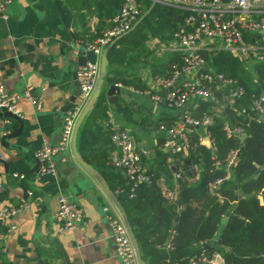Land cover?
I'll return each mask as SVG.
<instances>
[{
  "label": "crops",
  "instance_id": "1",
  "mask_svg": "<svg viewBox=\"0 0 264 264\" xmlns=\"http://www.w3.org/2000/svg\"><path fill=\"white\" fill-rule=\"evenodd\" d=\"M72 12L71 29L64 26L55 0H14L8 12L9 18H0V79L10 93L20 95L18 107L23 120L19 136L10 141L21 149H6L0 146V175L3 178L0 202L3 205H16L24 201L32 204L30 210L13 219L16 230L6 232L0 239V264H66L65 255L71 264H124L117 255L108 221L109 215L120 214L96 180L75 160L72 142L67 154L68 160L60 162L62 167L57 168L56 174H41L39 161L35 157V151L44 143L54 145L60 141L64 118L68 113L64 112L63 108L74 90L73 67L83 53L91 51L88 49V43L93 40L84 42L83 39H76L75 33L86 32L85 29H88V34H93L99 24V19L92 14L81 16L73 10ZM83 18L86 20V28ZM153 41L158 43L153 37L147 41L149 50ZM172 42L173 40L169 44H163L161 47L163 52H166L164 49L171 46ZM170 49L168 55L173 57V53H178L181 57V52L176 47L172 46ZM104 50L101 54H96L99 73ZM160 54L165 55L156 52L149 57H142L147 61L145 64L140 62L139 66L136 67V64L130 68L129 74L143 78L147 89L120 84L121 94L117 95L116 106L120 101L121 105L128 109L125 114L116 110V106L115 108L111 106L105 93L106 104L110 107L108 117L93 118L90 126L93 130L89 133L86 145H84L86 141L80 143V135L92 111L80 125L77 136L79 153L103 177V169L99 167L101 162L96 158V154L110 156L118 147L117 143L110 142L107 132L128 131L137 149L149 161L154 159L158 152L165 153L160 148L166 139L165 132L160 130L161 124L167 122L175 124L188 108H191L190 112L200 102L192 103L182 111L184 107L181 109L169 107L164 96H161L160 102H155L150 97L151 94L166 93L164 83L171 74L170 71L168 75L161 73L157 74L159 76L156 75L157 66L166 64L165 59L158 64ZM170 56L166 59L171 66L174 61ZM175 64L177 63L172 66ZM119 67L122 68V65H116V68ZM108 70L107 64V75ZM107 75L105 85L109 86L111 83L106 81ZM98 78L99 74L95 87ZM217 83L222 85V82ZM136 89L148 90L151 94L138 93ZM28 90L32 92L34 102L23 97ZM88 100L83 105L81 114ZM226 106L228 105L223 108ZM219 111L220 107L216 109L218 115ZM2 128L12 134L20 130L21 124L12 119ZM199 132H202V129H198L197 133ZM206 145L209 147L210 144L207 142ZM148 161L145 162L143 159L149 169L154 163ZM176 164L171 167L172 173L169 177L163 175L157 180L163 194L168 191L178 192L180 188L181 175L179 174L178 178L177 174L180 167ZM17 175H24V178L21 179ZM190 177L194 178L191 174ZM216 182L217 180L212 183V187L219 185ZM28 191H32L34 195L30 197ZM61 196L75 203L82 215L83 221L79 222L75 229L68 231L61 229L62 223L57 216ZM145 200L146 198H143V201ZM126 213L129 215L127 211ZM144 213L155 216L158 211L157 208H145ZM133 230L135 232L136 228L133 227ZM171 241L172 235L164 245H154L147 251L140 248L145 264L171 262L190 264L193 257L204 253L206 249V244L200 243L184 250H173L170 247Z\"/></svg>",
  "mask_w": 264,
  "mask_h": 264
},
{
  "label": "trees",
  "instance_id": "2",
  "mask_svg": "<svg viewBox=\"0 0 264 264\" xmlns=\"http://www.w3.org/2000/svg\"><path fill=\"white\" fill-rule=\"evenodd\" d=\"M65 1L78 15L92 14L99 19V24L93 34H88V29H85L86 32L75 33L76 39H83L84 42L93 40L91 42L93 43L112 27L113 19L120 14L126 0ZM139 1L141 2V17L151 7L153 0ZM186 16L175 6L158 2L150 14L133 31L123 36L110 51L106 81L111 84L136 85L147 89L143 78L129 74L130 68L136 64V67L139 66L140 62L145 64L147 61L142 57L153 55V51L147 46L150 36L169 44L173 40L174 33L184 24ZM83 24L85 27L84 18ZM202 54L210 67L217 73L235 79L237 84L244 88L245 93L231 102L228 96L232 86L223 83L220 85L215 81L214 97L206 101L201 100L190 112L191 108L187 109L188 113L196 119H203L207 114L212 115L214 122L210 126V132L216 149L213 151L207 145L199 144L187 155L177 154L175 161L180 167L177 169V174L181 175V181H179L180 188L176 198H170L168 193L163 194L157 184L158 178H162L163 175L170 176L171 167L176 164H168L167 153L160 151L154 159L149 161L143 155L145 162L154 163L148 169L155 179L154 184L150 186L144 184L134 186L122 172H119L120 170L110 164V156L107 154H96V158L101 162L99 167L103 169L106 181L116 192L129 214L132 226L136 228L135 232L141 250L147 251L154 245H164L171 235L170 247L173 250L179 251L195 244H206L212 241L218 233L227 211L236 205L216 246L206 245L205 253L211 255L221 250L224 251L221 253L225 257L226 255L232 256L233 264H264V255L244 257L231 251L226 252L227 248L240 253L264 252V119L254 108V101L264 96L259 83L262 79L264 65L254 63L256 66L254 67L255 74H253L250 68L245 66L246 62L241 61L231 52L210 50ZM172 55L173 57L169 55L174 61H171L172 65L180 64V55L178 53ZM165 63V66H157L156 75L158 73L168 75L172 70L173 66H170L167 60ZM119 64L122 68L118 69L116 65ZM230 103L238 111L231 119L223 108ZM218 107H220L219 115L215 110ZM109 108L103 90L97 105L84 124L80 135L81 144L84 141H86L84 145L88 143L89 133L93 130L90 128L93 118L95 116L107 118ZM116 110L125 114L128 109L118 101ZM226 122L233 127H242L244 140H242L243 136L228 135L225 130ZM172 123L167 122L168 125H173ZM107 134L111 142L114 131L107 132ZM198 136L197 132L193 134L194 143H197ZM236 150L238 151L237 162L233 167L228 166L232 152ZM188 161L191 162L192 168L195 165L198 166L194 178L190 177ZM218 161L220 165L216 164ZM229 171L231 178L224 179L221 184L212 187L214 181L224 178ZM192 179L195 180L191 181ZM133 188H135L134 191ZM132 193H134L133 196H131ZM143 198L146 200L143 201ZM145 208H157L158 213L150 216L149 213H144ZM171 264L186 263L171 262Z\"/></svg>",
  "mask_w": 264,
  "mask_h": 264
},
{
  "label": "built area",
  "instance_id": "3",
  "mask_svg": "<svg viewBox=\"0 0 264 264\" xmlns=\"http://www.w3.org/2000/svg\"><path fill=\"white\" fill-rule=\"evenodd\" d=\"M13 2L14 0H0V18H9L8 12ZM159 2L175 6L187 15L184 24L174 33L172 45L164 49L168 52L171 51L172 46L176 47L181 52L182 64L177 63L173 66L171 74L164 83L167 90L164 95L151 94L150 91H142V89H136V91L146 95L151 94L150 97L155 102H160L161 96H164L168 106L175 109L183 107L186 109L192 103L212 99L215 81L232 86L228 96L231 102L242 96L245 93L244 88L239 86L235 79L217 73L209 66L202 53L210 50L231 52L241 61L255 60L264 65V0H160ZM140 15L141 2L126 0L120 14L113 19L112 27L93 43H89L88 49L97 55L101 54L106 47L130 32L141 18ZM98 74L99 65L97 62H90L80 67L78 80L82 94L75 107L68 111L64 118L60 141L54 145L46 142L39 150L35 151V157L40 162L41 174H56L57 163L68 160L67 154L71 149L76 122L83 105L94 91ZM262 80L264 81V70ZM23 97L34 102V96L30 90ZM20 98V95L10 93L0 79V109L4 108L21 116L18 107ZM229 105L234 109L231 103ZM254 108L258 115L264 119V96L254 101ZM236 112L238 113V111ZM10 121L9 118H0L2 134L9 133L2 127ZM213 122L211 114L203 119H196L191 113L185 111L175 124L162 123L160 130L165 132L166 139L160 148L168 154V164L177 163L175 161L177 154L187 155L199 144L206 145L208 142L209 147L214 151L216 144L210 132ZM197 129H202V132H199L198 141L194 143L192 138ZM225 130L230 136H243L244 132L242 127H233L229 122L225 123ZM112 141L117 143L118 147L110 154V164L121 170L134 186L138 184L153 185L154 176L145 166L144 154L137 149L130 133L126 130L115 131ZM237 159L238 151L236 150L232 152L228 166L233 167ZM216 164L220 165V162L218 161ZM197 168L198 166L195 165L194 171ZM179 176L178 174V178ZM17 177L23 179L24 175H17ZM229 178H231L230 171L224 178L217 179L216 184ZM2 179L0 175V187ZM28 195L32 197L34 194L32 191H28ZM133 195L134 193L131 196ZM168 196L172 199L176 198L177 192L168 191ZM60 204L57 216L62 223L61 229L65 231L75 229L77 224L83 221L77 205L65 196L60 197ZM31 208L32 204L29 201L16 205H3L0 202V239L5 236L6 232L16 230L13 219ZM108 221L115 240L117 255L124 264H140L136 249L121 216L109 215ZM189 263L227 264L225 256L221 252H214L211 255L204 252L193 257Z\"/></svg>",
  "mask_w": 264,
  "mask_h": 264
},
{
  "label": "water",
  "instance_id": "4",
  "mask_svg": "<svg viewBox=\"0 0 264 264\" xmlns=\"http://www.w3.org/2000/svg\"><path fill=\"white\" fill-rule=\"evenodd\" d=\"M160 0H153V3L151 5V7L141 16V18L138 20V22L134 25V27L130 30L133 31L140 23L141 21L147 17L150 12L153 10V8L155 7V5L159 2ZM57 9L59 11L60 17L62 19V22L64 24V26L68 29H71L72 24H73V12L70 9L69 5L64 1V0H55ZM129 33V32H128ZM127 33V34H128ZM121 38H119L118 40H116L113 44L109 45L108 47H106V49L103 52L102 55V61H101V67H100V73H99V78H98V82L96 84V87L94 89L93 94L91 95L90 99L88 100L80 118L78 119L77 125L75 127V131H74V135L72 138V150H73V154H74V158L75 160L78 162V164L84 168V170L94 179L96 180V182L100 185V187L103 189V191L106 193V195L108 196V198L110 199V201L114 204V206L117 208L121 218L123 219L125 226L129 232V235L131 237V240L133 242V245L136 249L138 258H139V263L140 264H145L144 260L142 259V254H141V250H140V244L138 242V239L135 235V232L133 230V226L131 224V221L128 218V215L122 205V203L120 202L116 192H114L111 188V186L109 185V183L106 181V179L102 176V174H100L93 166H91L90 163H88L86 160H84L82 158V156L79 153L78 150V146H77V136H78V131L80 128V125L82 123V121L84 120V118L86 116H88V114L95 108V106L97 105L101 93L103 90H105L108 102L111 104V106L113 108H115L116 106V101H117V95L121 94V86L119 84H115L112 83L109 86L105 85V77L107 75V64H108V57H109V53L112 50V48L116 45V42H118ZM90 60L91 63H96L97 62V55L93 52V51H88L86 53H83L82 56L77 60L76 64L73 67V79H74V90L68 100V102L66 103V105L63 108L64 112L70 111L72 110L77 101L80 99L82 91L80 88V83L78 80V71L80 69L81 66H84L87 64V61ZM259 83L261 85V88L263 90L264 93V81L262 79L259 80ZM185 110V108L182 109V111ZM226 113L228 114V116L231 118L234 114H236L237 112L231 107V105L226 106L225 108ZM0 118H9V119H13L16 120L18 122H20L21 124V128L18 132H14V133H7V134H2V129H0V143L3 148L6 149H21L17 144H14L12 142H10L13 138H16L19 136V133L21 132L22 128H23V120L22 118L17 115V114H13L9 111H7L6 109H0ZM245 137H243L242 140H244ZM39 161V160H38ZM40 164V162H39ZM188 167L190 168V174L192 176H195V171L194 169L191 167V162L188 161L187 162ZM69 165L71 166V162H69ZM62 164L60 162L57 163V168H61ZM177 167H175L176 169ZM236 205L232 206L226 213L224 219L222 220V224L219 227L218 233L215 235L214 239L212 241H209L206 243V245L208 246H216L218 240L220 239L223 230L225 228V225L228 222V219L231 215V213L233 212V210L235 209ZM233 252L236 255H242L244 257H248V256H253V255H264V252L261 251H256L255 253H240L236 250H230V249H226V252ZM66 258V264H71L69 258L67 255H65ZM226 259V263L227 264H233V260H232V256L231 255H226L225 257Z\"/></svg>",
  "mask_w": 264,
  "mask_h": 264
},
{
  "label": "rangeland",
  "instance_id": "5",
  "mask_svg": "<svg viewBox=\"0 0 264 264\" xmlns=\"http://www.w3.org/2000/svg\"><path fill=\"white\" fill-rule=\"evenodd\" d=\"M151 37H153V36H150L149 38H151ZM154 38V40H156L157 39V42L158 43H155L154 41L153 42H151V45H152V47H151V51H153V54H155L156 52H158V53H165V55H159V61H157L158 62V64H160L161 62H163L162 61V59H165V60H167L168 59V57H169V53L168 52H163V50H162V46H163V44H164V42L163 43H161L160 42V40L157 38V37H153ZM149 40V39H148ZM162 50V51H161ZM167 58V59H166ZM257 61H255V60H250L249 61V63H246V65L245 66H247L248 68H250V71H251V73H253L254 72V67L256 66L254 63H256ZM245 63V62H244ZM259 63V62H258ZM220 252H223L224 253V251H221L220 250Z\"/></svg>",
  "mask_w": 264,
  "mask_h": 264
},
{
  "label": "clouds",
  "instance_id": "6",
  "mask_svg": "<svg viewBox=\"0 0 264 264\" xmlns=\"http://www.w3.org/2000/svg\"><path fill=\"white\" fill-rule=\"evenodd\" d=\"M120 85V84H119Z\"/></svg>",
  "mask_w": 264,
  "mask_h": 264
}]
</instances>
